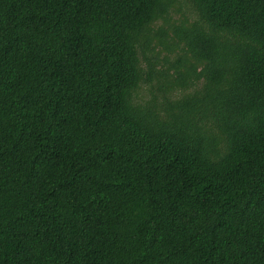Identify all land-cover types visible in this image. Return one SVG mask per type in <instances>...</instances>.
I'll return each mask as SVG.
<instances>
[{
	"label": "trees",
	"instance_id": "16d2710c",
	"mask_svg": "<svg viewBox=\"0 0 264 264\" xmlns=\"http://www.w3.org/2000/svg\"><path fill=\"white\" fill-rule=\"evenodd\" d=\"M0 264H264V0H0Z\"/></svg>",
	"mask_w": 264,
	"mask_h": 264
},
{
	"label": "rangeland",
	"instance_id": "374dc122",
	"mask_svg": "<svg viewBox=\"0 0 264 264\" xmlns=\"http://www.w3.org/2000/svg\"><path fill=\"white\" fill-rule=\"evenodd\" d=\"M178 93V92H177Z\"/></svg>",
	"mask_w": 264,
	"mask_h": 264
}]
</instances>
